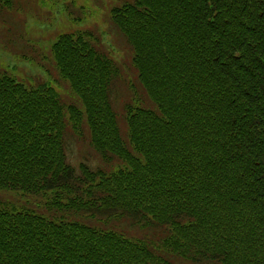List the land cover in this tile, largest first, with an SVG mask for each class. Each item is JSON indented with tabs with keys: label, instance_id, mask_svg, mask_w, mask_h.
Instances as JSON below:
<instances>
[{
	"label": "trees",
	"instance_id": "1",
	"mask_svg": "<svg viewBox=\"0 0 264 264\" xmlns=\"http://www.w3.org/2000/svg\"><path fill=\"white\" fill-rule=\"evenodd\" d=\"M110 23L146 95L122 118L90 31L50 49L82 109L0 70V191L43 198L0 200V264H264V0H131ZM67 123L108 168L71 164Z\"/></svg>",
	"mask_w": 264,
	"mask_h": 264
},
{
	"label": "rangeland",
	"instance_id": "2",
	"mask_svg": "<svg viewBox=\"0 0 264 264\" xmlns=\"http://www.w3.org/2000/svg\"><path fill=\"white\" fill-rule=\"evenodd\" d=\"M13 1L12 8L4 11L0 16V70L6 71L10 77L26 87L50 83L55 87L63 104H73L82 109L69 83L60 76L50 49L62 34L90 31L98 37L100 51L103 53L106 51L119 69L112 86V106L118 118H122L125 104L133 100L142 103V98H146L131 63V52L110 23V10L131 0ZM123 123L120 119V130L125 136L127 126ZM68 124L65 129V140L71 164L77 167L80 162H85L92 169L108 168L90 145L87 126L83 123L81 131L76 133ZM42 199L40 196H21L17 193L0 191L2 202H10L17 207L41 210ZM36 204L39 207H36ZM111 225L137 238H149L156 244L154 231L151 228L139 229L132 226L127 219L112 221ZM164 255L174 264H187L175 256Z\"/></svg>",
	"mask_w": 264,
	"mask_h": 264
}]
</instances>
